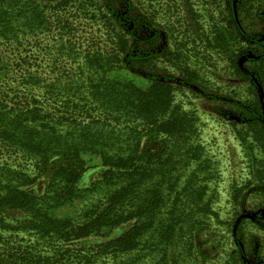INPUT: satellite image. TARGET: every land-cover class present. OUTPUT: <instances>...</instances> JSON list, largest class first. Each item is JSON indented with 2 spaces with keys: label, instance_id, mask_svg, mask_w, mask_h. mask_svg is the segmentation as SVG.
<instances>
[{
  "label": "rangeland",
  "instance_id": "obj_1",
  "mask_svg": "<svg viewBox=\"0 0 264 264\" xmlns=\"http://www.w3.org/2000/svg\"><path fill=\"white\" fill-rule=\"evenodd\" d=\"M127 1L133 8L131 17H138L142 25L140 45L148 51L146 56L152 51L154 57L151 65L120 73L141 87H148L151 79L171 84L172 109L192 120L189 142L199 146L201 153L173 151L175 186L166 189L163 182L164 202L152 228L140 237L135 249L125 252H106L103 245L126 232L131 221L86 235L76 230H42V225L30 228L29 221L40 224L46 214L78 225L86 221L87 212L104 207L109 189L103 181L102 161L99 156L86 155L75 200L43 209L36 218L23 210H0V264H264V131L253 130L234 108L258 96L264 102V0ZM88 18L74 21L82 43L87 45L94 38L102 47L109 45L106 32L112 25L108 19V25H103L104 21ZM48 36L40 35V41L30 36L31 55L40 57L37 63L32 60L31 70L50 79L68 74L72 66L60 58L53 61L56 50L46 48L54 44ZM236 64L254 82L260 79L261 84L256 82L260 94L238 75ZM15 72L13 68L6 79L9 84L0 85L10 95L24 89L14 81L18 78ZM40 91L45 89L36 91L38 96ZM241 135L252 144L253 158ZM25 160L0 146V183H19L20 189L41 191L44 184H24L10 173L20 164L31 168ZM174 208L175 217L181 213L185 217L176 222L169 240L162 226L169 224L168 212ZM235 229L241 231L242 252Z\"/></svg>",
  "mask_w": 264,
  "mask_h": 264
},
{
  "label": "trees",
  "instance_id": "obj_2",
  "mask_svg": "<svg viewBox=\"0 0 264 264\" xmlns=\"http://www.w3.org/2000/svg\"><path fill=\"white\" fill-rule=\"evenodd\" d=\"M132 12L127 0H0V85L9 84L6 79L15 68L18 78L14 81L24 86L12 95L0 86V146L26 159L31 167L28 170L20 164L19 169H12L16 181L44 184V189L32 192L20 189L19 183H0V210H23L36 218L43 209L75 200L85 156H99L105 170L103 181L109 189L104 207L87 212L86 221L78 225L67 219L55 220L50 214L42 223L31 220L29 225L86 235L131 221L126 232L103 245L106 252L135 249L140 237L152 228L164 202L163 182L166 189L175 186L173 151L201 153L199 146L189 142L194 131L192 120L172 109L171 84L151 79L148 87H141L120 73L136 72L153 63L154 53L149 51L146 56L148 51L140 45L142 25L138 17H131ZM79 17H92L104 21L103 25H108V19L112 25L106 32L110 44L102 47L93 38L84 45L74 25ZM40 35H49L54 43L46 46L56 50L53 61L60 58L72 66L68 74L47 79L31 70L32 60L37 63L40 57L31 55L30 36L40 41ZM235 68L258 94L260 79L256 83L239 65ZM42 88L45 92L38 96L36 91ZM234 108L253 130L264 131L261 96L252 102H239ZM241 139L253 158L252 144L243 135ZM176 212L175 208L170 210L169 224L162 226L163 236L169 240L176 222L185 217L182 213L175 217ZM233 234L242 252L241 231L235 229Z\"/></svg>",
  "mask_w": 264,
  "mask_h": 264
},
{
  "label": "water",
  "instance_id": "obj_3",
  "mask_svg": "<svg viewBox=\"0 0 264 264\" xmlns=\"http://www.w3.org/2000/svg\"><path fill=\"white\" fill-rule=\"evenodd\" d=\"M243 60H244V58H242V59L240 60V64L243 62Z\"/></svg>",
  "mask_w": 264,
  "mask_h": 264
}]
</instances>
